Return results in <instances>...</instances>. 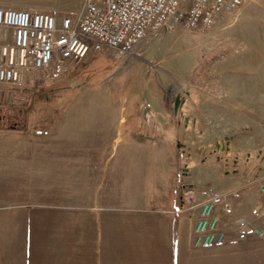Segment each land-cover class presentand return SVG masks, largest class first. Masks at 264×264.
I'll return each mask as SVG.
<instances>
[{"label": "rangeland", "instance_id": "rangeland-1", "mask_svg": "<svg viewBox=\"0 0 264 264\" xmlns=\"http://www.w3.org/2000/svg\"><path fill=\"white\" fill-rule=\"evenodd\" d=\"M0 6L64 15L83 0ZM0 128L63 130L58 139L89 145L110 168L119 164L122 185L143 182L136 191L145 187L154 204L180 189L182 198L188 184L199 199L220 191L234 264H264V0H243L205 31L170 22L131 53L91 52L55 80L0 92ZM237 219L263 233L239 240Z\"/></svg>", "mask_w": 264, "mask_h": 264}, {"label": "crops", "instance_id": "crops-1", "mask_svg": "<svg viewBox=\"0 0 264 264\" xmlns=\"http://www.w3.org/2000/svg\"><path fill=\"white\" fill-rule=\"evenodd\" d=\"M59 132L0 128V264H234L231 235L194 247L181 189L154 204Z\"/></svg>", "mask_w": 264, "mask_h": 264}, {"label": "built area", "instance_id": "built-area-1", "mask_svg": "<svg viewBox=\"0 0 264 264\" xmlns=\"http://www.w3.org/2000/svg\"><path fill=\"white\" fill-rule=\"evenodd\" d=\"M83 0L79 12L47 11L0 6V92L24 90L27 85L59 78L69 62L79 63L104 49L127 54L150 34L173 23L207 30L221 15L236 10L243 0ZM264 195V183L261 186ZM185 209L194 213L195 248L223 246L228 233L222 226L220 191L197 197L192 184L182 188ZM237 238L263 230L237 219Z\"/></svg>", "mask_w": 264, "mask_h": 264}, {"label": "trees", "instance_id": "trees-1", "mask_svg": "<svg viewBox=\"0 0 264 264\" xmlns=\"http://www.w3.org/2000/svg\"><path fill=\"white\" fill-rule=\"evenodd\" d=\"M33 91H37V88L36 89H32Z\"/></svg>", "mask_w": 264, "mask_h": 264}]
</instances>
